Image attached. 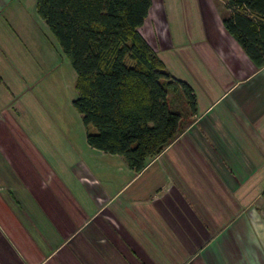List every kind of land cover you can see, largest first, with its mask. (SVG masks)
I'll list each match as a JSON object with an SVG mask.
<instances>
[{"label": "crops", "instance_id": "0c3cea01", "mask_svg": "<svg viewBox=\"0 0 264 264\" xmlns=\"http://www.w3.org/2000/svg\"><path fill=\"white\" fill-rule=\"evenodd\" d=\"M35 1L0 0V264H264V64L216 0H152L139 27L195 98L168 91L178 132L139 171L8 111L43 37L59 49Z\"/></svg>", "mask_w": 264, "mask_h": 264}, {"label": "trees", "instance_id": "16d2710c", "mask_svg": "<svg viewBox=\"0 0 264 264\" xmlns=\"http://www.w3.org/2000/svg\"><path fill=\"white\" fill-rule=\"evenodd\" d=\"M221 21L250 60L264 64V0H221ZM218 2V1H217ZM152 0H36L74 71V109L87 143L119 154L139 171L178 132L181 113L168 91L185 96L195 110L192 88L172 76L140 33Z\"/></svg>", "mask_w": 264, "mask_h": 264}, {"label": "rangeland", "instance_id": "374dc122", "mask_svg": "<svg viewBox=\"0 0 264 264\" xmlns=\"http://www.w3.org/2000/svg\"><path fill=\"white\" fill-rule=\"evenodd\" d=\"M25 1L29 3L30 0H21V3L27 6L28 4H25ZM216 3L221 4L222 1L216 0ZM31 6L32 3L29 4V7ZM42 42L41 46L38 45L40 47V51L38 50L40 55L37 54L35 56L36 61L34 62V67L35 65L37 67H33L34 70L24 67V70L28 71L23 70L25 76L29 74V70H33L31 72L34 73V76H27V79H29L28 84L34 80L33 83H31V87L34 86V93H25L18 99L15 98L16 100L14 99L11 105L14 109L7 107L8 111H10V114L13 116L15 115V117L19 116L22 119L28 120V122L22 120L21 123L23 124L21 125L23 128L22 132L24 133L66 132L74 135L76 143H78L79 139L84 140L85 130L80 119V114L72 105V100L76 97L74 88L75 71L68 57L63 53L60 47L59 49H55L44 37ZM52 42L53 45L57 47L55 37L52 38ZM21 50L24 51L25 49ZM24 53L27 54V51ZM29 55L30 53L28 52V56ZM25 64L28 65L30 62H24L23 65ZM32 95L35 97H31ZM1 115L5 118L8 116V113L2 111ZM4 123L6 122L4 121L3 125ZM14 127L15 126H13V128ZM17 132L19 131L17 130ZM76 151H78L79 154V151L82 150L76 147ZM78 154L76 155L77 157ZM77 161L78 160L75 162ZM68 163L69 166H72L70 162Z\"/></svg>", "mask_w": 264, "mask_h": 264}]
</instances>
